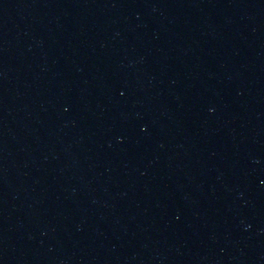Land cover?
Here are the masks:
<instances>
[{
    "label": "water",
    "instance_id": "obj_1",
    "mask_svg": "<svg viewBox=\"0 0 264 264\" xmlns=\"http://www.w3.org/2000/svg\"><path fill=\"white\" fill-rule=\"evenodd\" d=\"M0 264H264V0H0Z\"/></svg>",
    "mask_w": 264,
    "mask_h": 264
}]
</instances>
